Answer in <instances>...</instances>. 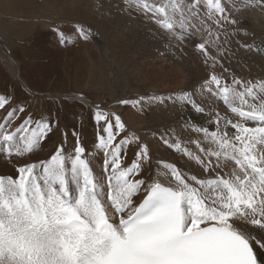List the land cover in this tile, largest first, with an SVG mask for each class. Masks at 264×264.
I'll list each match as a JSON object with an SVG mask.
<instances>
[{
	"label": "snow or ice",
	"instance_id": "6c2138e0",
	"mask_svg": "<svg viewBox=\"0 0 264 264\" xmlns=\"http://www.w3.org/2000/svg\"><path fill=\"white\" fill-rule=\"evenodd\" d=\"M117 7L154 23L168 37L166 51L191 43L207 67L192 89L116 101L141 113L169 103L187 109L180 124L187 139L175 128L151 134L188 170L156 160L146 176L150 144L101 104L92 105L91 147L74 129L71 143L63 132L47 158L20 163L57 121L0 94V161L13 167L0 174V264H264V78L241 77L230 63L234 44L264 55L235 39L247 35L239 14L264 11V0H120ZM54 31L61 45L74 43ZM75 32L92 35L82 24ZM74 98L87 104L83 94Z\"/></svg>",
	"mask_w": 264,
	"mask_h": 264
},
{
	"label": "rangeland",
	"instance_id": "374dc122",
	"mask_svg": "<svg viewBox=\"0 0 264 264\" xmlns=\"http://www.w3.org/2000/svg\"><path fill=\"white\" fill-rule=\"evenodd\" d=\"M117 4H120V0H115V2L114 0H0V28L2 29V31L0 29V94H10L15 101L26 104L28 112L36 118L49 116L57 121L55 131L43 142L42 148L25 160L19 161L20 163L47 158L63 141V132L69 133L68 140L71 143V132L74 129L79 132L83 142L91 147L97 133V124L92 118L91 106L101 104L103 108H110L121 114L128 126L148 141L153 156L154 172L156 160L176 162L178 166H182L184 159H181L180 154L167 149L151 133L175 128L183 139L185 137L187 139L189 133L182 132L180 129L181 116L188 111L187 109L182 112L178 106L171 103L167 106H153L170 117L168 118L170 122L167 120V123L169 122L167 127H163L164 121H159L155 127L153 126L156 123L155 120L149 117L150 112H153L152 107L141 113L130 106H120L116 102L111 104L108 98H105L108 92L101 91L103 87L109 85L130 90V87H135L140 83V91L136 93V97L144 94H157L155 89L159 84L145 82L143 73L145 62L143 61L152 62L154 59L157 63L162 62L166 65V71H159L161 75V72L165 74L161 77L166 84L164 85L165 90L160 93L165 95L198 86L203 81H199V78L205 79L208 75L207 67L195 54L193 45L187 41L182 45L183 52L175 48L173 53L170 52V57L174 53L176 55L170 61L169 51L163 47L168 40L167 35L164 36L153 30L149 24L151 22L142 23L143 17L135 13L129 15L120 11ZM263 16L264 11L260 18ZM76 24L89 27L92 33L91 38L88 40L79 38L75 32ZM255 25L264 28V23L256 22ZM24 26L27 28L25 29ZM153 26L159 29L154 23ZM56 28L72 37L74 43L61 45L54 31ZM243 37L240 34L235 39L241 40ZM245 37L248 41V37ZM260 39L263 38L260 37ZM174 43L178 42L174 41ZM255 45L264 49V43ZM154 47H157L156 50ZM233 49L238 52L230 62L233 71L241 77L257 79L260 73V69L257 68L259 63L254 59L253 63L245 64L244 57L240 55L244 48L233 47ZM162 52H165V55H161ZM153 53H158L157 57H154ZM255 54L264 65V55L257 52ZM176 63L180 64L178 70L175 69ZM164 64H157L156 69H161ZM172 70L177 71L174 78ZM165 72H171V74ZM137 74L141 76V80L134 79ZM176 75L178 80L175 79ZM165 76L171 80L166 81ZM78 86L89 88L92 92L82 93L83 91L78 90ZM97 88L99 90L95 92ZM79 94L85 96L87 104L74 98ZM120 97L124 98L122 95ZM115 99L119 98L115 97L113 100ZM132 116L136 119L134 123L130 120ZM192 116L194 119L197 118L194 113ZM142 120H145V123ZM0 171V174H12L13 167L0 161Z\"/></svg>",
	"mask_w": 264,
	"mask_h": 264
},
{
	"label": "bare ground",
	"instance_id": "6f19581e",
	"mask_svg": "<svg viewBox=\"0 0 264 264\" xmlns=\"http://www.w3.org/2000/svg\"><path fill=\"white\" fill-rule=\"evenodd\" d=\"M114 2H115V0H114ZM262 12L263 11H261L260 9H258V8H251V9H248L247 11H243V12H241L239 15H240V17H241V24H240V28L241 29H243V31L244 32H246L247 33V35H244L243 34V32L241 33L244 37H243V39H241L240 41H244V42H246L247 41V38L245 37V36H247L248 37V41L247 42H251V43H249V44H256V43H264V35H262V34H264V28L263 27H261V26H258V25H255V23L256 22H259L260 24H263L264 23V16L262 17V18H260V16H261V14H262ZM13 14H15V13H13ZM92 16V15H91ZM144 22V19H142V23ZM243 22H244V24H243ZM27 23H29L28 21H27ZM30 24V23H29ZM145 24V23H144ZM152 27H153V30H155V31H157L158 33H161L162 35H164V36H166V34H164L160 29H157V28H155L154 26H153V23H149ZM149 25V26H150ZM156 26V25H155ZM27 27H28V25H27ZM26 27V28H27ZM24 28H25V26H24ZM23 28V32H25V29ZM147 28V27H146ZM149 28V27H148ZM1 29V28H0ZM30 29V28H29ZM22 30V29H21ZM1 31H2V29H1ZM105 31V30H104ZM154 31V32H155ZM20 32V31H19ZM102 33H103V31H101ZM3 35V34H2ZM20 35V34H19ZM160 36V35H159ZM156 37V36H155ZM155 37H154V39H155ZM260 37H262L263 39H260ZM102 38L104 39V37L102 36ZM161 40V39H160ZM154 42V41H153ZM157 42V41H156ZM10 43V42H9ZM163 43V42H162ZM157 44V43H156ZM191 45V44H190ZM147 46V45H146ZM149 46V45H148ZM157 46V45H156ZM143 47H145V46H143ZM158 47V46H157ZM157 47H154V50H156L155 48H157ZM164 47V46H163ZM233 47H239V45H237V44H234L233 45ZM159 48V47H158ZM146 49H148V48H146ZM101 50V49H100ZM153 50V49H152ZM158 50V49H157ZM138 51V50H137ZM147 51H149V50H147ZM162 51V50H161ZM150 52V51H149ZM135 53H137V52H135ZM167 53V52H166ZM173 53V52H172ZM171 53V54H172ZM238 52L236 51L235 52V54H237ZM150 54V53H149ZM158 54V53H157ZM156 53H153V56L155 57L156 55H157ZM170 54V52H168V56H169V58H170V61H171V59L172 58H174L173 56L175 55V53L173 54V56L172 57H170L171 55H169ZM110 55V54H109ZM137 55V54H136ZM144 55V54H143ZM164 55H165V52H164ZM240 55L241 56H243L244 58H243V61L245 62V64L248 62L249 64H251V63H253V60L255 59V61H257L258 63H259V66L257 67V68H259L260 69V73H259V75L257 76V79H262V78H264V65H262L261 64V62L256 58V54H255V51H248L247 49H243L241 52H240ZM176 56V55H175ZM157 57V56H156ZM136 58V57H135ZM134 58V59H135ZM160 58H162V56L160 57ZM175 59L177 60V58L175 57ZM154 60V59H153ZM153 60H152V62H153ZM155 61V60H154ZM174 61V60H173ZM18 62V61H17ZM20 62V61H19ZM143 62H145L143 65H144V68H143V73H144V76H145V82L147 83V84H152V83H158L159 84V86L155 89V92L157 93V94H160L162 91H164L165 90V86L164 85H166L164 82V80H162L161 79V77H164V75H163V72H161L162 73V75L160 74V72L159 71H166V65L164 64V63H162V62H159V63H157L156 61H155V63L153 64L151 61H143ZM169 62V61H168ZM168 62H166L167 64H168ZM176 62H178V61H176ZM179 63V62H178ZM178 63H176L175 64V69L176 70H178L179 69V66H180V64H178ZM134 64L136 65V63L134 62ZM139 64H141V63H139ZM156 64V65H155ZM157 64H164V66H162V68H161V66H160V68L161 69H156L158 66H157ZM18 66V65H17ZM134 66V65H133ZM155 66V67H154ZM248 66V65H247ZM148 67H149V69H148ZM195 67V66H194ZM18 68V67H17ZM183 68V67H182ZM185 68V67H184ZM183 68V69H184ZM252 68H253V65H252ZM138 69H139V67H138ZM187 69V68H186ZM137 71H135V73H136ZM176 72L177 71H174V70H172V74H173V78H174V76H175V74H176ZM187 72H189V70H187ZM16 73V72H15ZM166 73V72H165ZM166 74H171V72H169V73H166ZM16 75V74H15ZM140 75V74H139ZM177 75H179V73L177 74ZM177 75H176V77H175V79L176 80H178V77H177ZM200 76H203L202 74H199ZM205 75H206V73H205ZM168 77H169V75H167ZM167 76H165V78L167 77ZM181 76V75H180ZM179 76V77H180ZM167 77V80L166 81H170L171 80V78H168ZM171 77V76H170ZM141 78V76H138V74L136 75V77L134 78L135 80L136 79H140ZM144 78V77H143ZM196 78V77H195ZM201 78V79H200ZM199 78V81L200 80H203L202 79V77H200ZM203 78H205V76L203 77ZM250 78V77H249ZM194 79V78H193ZM198 79V78H197ZM251 79H253V78H251ZM256 79V78H255ZM10 80V79H9ZM141 80V79H140ZM176 80H174V82L176 81ZM195 80V79H194ZM11 81V80H10ZM12 82V81H11ZM136 82V81H135ZM143 82V81H142ZM173 82V83H174ZM144 83V82H143ZM140 84V83H139ZM136 85L135 87H130V90H128V89H124V88H121V87H117V86H114V85H109V86H105V87H103L104 89H103V91H101V92H108V94L106 95V99L108 98V102H110L111 104H115L114 102H116V100H118V99H115V100H113L115 97L116 98H121L120 96L122 95V97H124V98H126V97H131V98H135L136 97V93L138 92V91H140V85ZM174 84H177V83H174ZM101 85V84H100ZM161 85V86H160ZM169 85H173V84H170L169 83ZM179 85V84H178ZM128 86V85H127ZM138 86V87H137ZM168 86V85H167ZM100 87V86H99ZM170 87V86H169ZM173 87H176V86H173ZM82 89H85V90H82ZM78 90H80V91H83L82 93H89V92H92V90L91 89H89V88H86V87H82V86H78ZM102 90V89H101ZM167 91V90H166ZM95 92H96V90H95ZM117 92H119L120 94H118ZM110 98V99H109ZM113 101V102H112ZM92 107V106H91ZM116 108V107H115ZM152 109H153V112L151 113L150 112V116L149 117H152L151 119H153V120H155V122L156 123H154L153 124V126H155L156 127V125H158L159 124V121H164L165 122V125L163 126V125H161V126H163V127H167L169 124V119L168 118H170L169 116H167L166 115V113L165 112H159L158 111V109L157 108H154V107H152ZM151 109V110H152ZM148 110H150V109H148ZM147 113V112H146ZM174 113V112H173ZM180 113V112H179ZM178 115V114H177ZM147 116V115H146ZM175 116H176V114H175ZM182 116H183V114H182ZM181 116V117H182ZM180 117V116H179ZM142 119V118H141ZM144 119V118H143ZM179 119V118H178ZM130 120L134 123L135 121H136V119L132 116V117H130ZM148 120V119H147ZM150 120V119H149ZM167 120L169 121L168 123H167ZM139 121V120H138ZM144 123H145V120H142ZM142 121H141V123H142ZM152 121V120H151ZM149 125H151L150 124V122H149ZM154 127V128H155ZM188 137V136H187ZM184 139H186V137L184 138ZM132 156H133V151L130 149L129 150V152H128V159L129 160H131V158H132ZM97 159H99V157L97 158ZM2 165V164H1ZM182 167H185V168H188V166H186L185 165V161H183L182 162ZM5 167V166H4ZM152 167V171L151 172H147L146 171V173L145 174H148V175H152L153 173H154V168H153V166H151ZM3 172V171H2ZM5 173H6V171H4ZM3 172V173H4ZM0 173H1V171H0Z\"/></svg>",
	"mask_w": 264,
	"mask_h": 264
},
{
	"label": "flooded vegetation",
	"instance_id": "af4514ba",
	"mask_svg": "<svg viewBox=\"0 0 264 264\" xmlns=\"http://www.w3.org/2000/svg\"><path fill=\"white\" fill-rule=\"evenodd\" d=\"M96 90V92L99 90L98 88L97 89H95Z\"/></svg>",
	"mask_w": 264,
	"mask_h": 264
}]
</instances>
